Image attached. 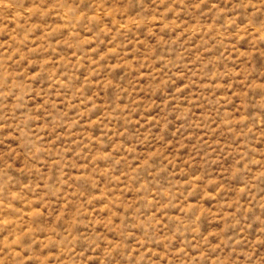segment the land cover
<instances>
[{
  "label": "rangeland",
  "instance_id": "1",
  "mask_svg": "<svg viewBox=\"0 0 264 264\" xmlns=\"http://www.w3.org/2000/svg\"><path fill=\"white\" fill-rule=\"evenodd\" d=\"M0 264H264V0H0Z\"/></svg>",
  "mask_w": 264,
  "mask_h": 264
}]
</instances>
